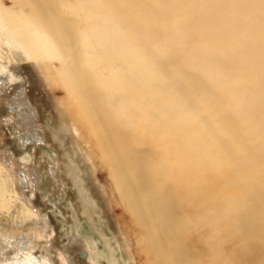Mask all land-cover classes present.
<instances>
[{"label": "bare ground", "instance_id": "bare-ground-1", "mask_svg": "<svg viewBox=\"0 0 264 264\" xmlns=\"http://www.w3.org/2000/svg\"><path fill=\"white\" fill-rule=\"evenodd\" d=\"M13 4L16 29L0 25V91H15L4 109L29 132L19 154L65 140L38 70L56 60L76 123L143 232L148 264H232L234 253L264 264V0ZM41 173L32 184L19 174L36 191ZM97 224L117 251L108 220ZM27 247L14 264H47ZM81 247L95 244L74 233L61 249L67 264Z\"/></svg>", "mask_w": 264, "mask_h": 264}, {"label": "rangeland", "instance_id": "rangeland-1", "mask_svg": "<svg viewBox=\"0 0 264 264\" xmlns=\"http://www.w3.org/2000/svg\"><path fill=\"white\" fill-rule=\"evenodd\" d=\"M16 11L13 0H0V14L4 16L0 25L6 23L14 31ZM57 65L56 60L39 61L38 70L65 135L59 147L48 141L43 150H37L31 143L20 155L18 144L22 138L26 140L29 132L13 112L4 109L10 104L15 91L10 87L0 91V107L3 110L0 111V193L6 198L0 206V264H14L13 253L25 243L30 254L45 258L47 264H67L61 249L74 233L76 238L95 244L94 248H78L74 252L75 264H85L89 259L94 264H112V260L115 264H148L147 254L141 247L143 232L119 201L110 171L85 139L84 129L76 123L71 98L61 84ZM49 164L53 178L49 174ZM63 166L71 170L64 177L61 175ZM21 171L30 184L39 171L42 172V177H37L36 191H32L30 184V187L23 185ZM77 187H82L84 192L80 193ZM82 193L87 194L90 206H99L97 213L86 210L88 207L84 205ZM42 220L44 226L40 223ZM56 220L61 225L58 226ZM106 220L119 244L115 252L107 247L108 239L104 238V232L97 224ZM53 238L55 241L50 248ZM233 257L232 264H243L235 258V253Z\"/></svg>", "mask_w": 264, "mask_h": 264}]
</instances>
